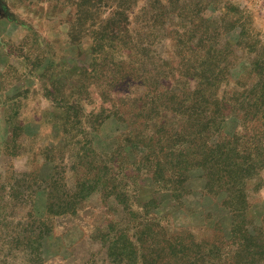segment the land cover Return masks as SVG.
<instances>
[{
	"label": "rangeland",
	"instance_id": "1",
	"mask_svg": "<svg viewBox=\"0 0 264 264\" xmlns=\"http://www.w3.org/2000/svg\"><path fill=\"white\" fill-rule=\"evenodd\" d=\"M210 39L225 55L214 74L232 75L213 87L220 132L239 136L231 101L249 115L264 101V0H0V264H115L101 238L109 222L116 243H133L135 264H264V166L235 206L230 182L200 165L202 141L218 134L181 129L195 83L180 74L199 69ZM110 86L146 104L144 132L106 109L96 120ZM91 167L99 180L79 208L47 210L51 181L74 188ZM32 206L41 225L21 228Z\"/></svg>",
	"mask_w": 264,
	"mask_h": 264
},
{
	"label": "trees",
	"instance_id": "2",
	"mask_svg": "<svg viewBox=\"0 0 264 264\" xmlns=\"http://www.w3.org/2000/svg\"><path fill=\"white\" fill-rule=\"evenodd\" d=\"M207 44V53H205L202 60L199 61V69L195 70L194 68L191 72L189 69H183L184 72L180 74L185 78L186 81L192 80L195 83V91L193 92L195 97H193L191 100L192 102L187 105L186 109L182 113L183 116L181 117L182 120L180 121V124L183 127L181 129L183 131L188 129L192 132H195L196 135L200 134V139L202 137H206V134L209 131L218 134V136L214 137L213 139L210 137V141L207 139L208 136L206 137V140L202 141L203 146L205 148H209V151L207 154L203 155L200 165L201 167H204L210 164L208 166L213 167L212 172L209 173V178H211L216 183L225 180L230 182L233 195H237L240 199V201L238 203H234V205L241 208L243 207L245 180L257 170L255 167L257 163H262V166H264V101H261L260 103L261 107L259 113H251L250 115L245 112V108L242 106L244 100H242L239 104L235 101H231V112L232 114H235L237 119L239 118V121H237L235 124L241 127V133L239 136H237V133L230 134L231 131H229L224 134V136H222L219 123L222 121L223 116V109L221 107L223 96L215 93L216 89L214 90L213 87H215V83L219 84L221 80L229 79L228 76L232 75L229 74V72H227V70L224 68L214 74V67L213 65L211 66V64L213 62L224 60L225 55L221 57L218 52H215L216 47L213 40H208ZM197 45L200 44L197 43ZM211 49H213V52ZM142 62L143 59L139 58L138 65L140 66ZM139 72L140 73L138 77L144 78L142 76L144 75L142 70ZM152 74L153 73L150 71L146 72V76L148 75L147 80L151 79ZM109 78L112 79L111 77ZM155 80L153 82V87L159 83V77ZM107 92L109 94H105V99H103V102L108 103L109 107H101L100 112H98V115L96 116V120L99 118V123L104 120L102 113L104 109H106L110 114L113 112L119 115V119H122L126 124H131L128 127L130 131L133 130V132H137V134L144 132L152 118V113L149 109H146V104H141L139 106L126 104L128 99L124 94H120L119 97L116 95H113L114 97H112V94H114L113 86H110ZM174 96H177V94H172L173 99L176 98ZM157 99H159L158 96ZM155 103L158 104L159 101H155ZM161 104H164V102ZM247 104H249V101ZM126 106L131 107L130 109L132 114L130 116H127L126 113L123 114L121 111V109H124ZM167 108L172 109V112L175 110L173 105L172 107L167 105ZM158 113L159 111L153 115ZM76 118L80 119L79 116H76ZM80 122L81 119L76 121L77 126H81ZM254 131L257 133V139H255V147L253 148V151H251L250 154L240 156L241 149H239V147L241 143L239 140L243 137L252 138L253 134L255 135ZM196 139L197 138L194 137V140ZM184 146L188 147L187 144ZM145 152H149V149H145L143 153ZM251 157L252 160L250 159ZM93 170L94 167H91L89 170L82 173V176L77 183L78 185L74 188H70L67 186L68 184L61 182L60 179V182L55 180L51 181L49 184L50 188H48L49 192L47 193L48 199L45 201V207L47 210L55 215H64L72 214L77 208H79L81 202L86 198V196L90 195L88 190L89 188L93 189V186L95 185L92 183L99 180V177H97L99 175L97 174L98 172H93ZM45 181L46 179H44L43 182ZM96 190L98 189L96 188ZM34 210L35 209L32 206L27 211L25 215L26 219L24 220L25 225L21 228L31 229L35 222L37 223L36 227L41 225V222L36 221L37 214H35L36 212ZM103 230V237L101 238H104V241L108 242L109 244L107 250L108 255L112 256V261L117 264L118 262L125 260L123 264H135L136 254L135 249L133 248V243H116L119 237H122V235L116 233L112 229V222L106 224ZM111 230H113V233H111ZM35 238L39 239L40 243L43 240V236L40 234L35 235ZM103 245L106 246V243H103ZM125 247H128L129 249ZM163 248L164 247H162V249ZM39 262H41V258L36 257V260H34L30 256L23 264H39Z\"/></svg>",
	"mask_w": 264,
	"mask_h": 264
}]
</instances>
